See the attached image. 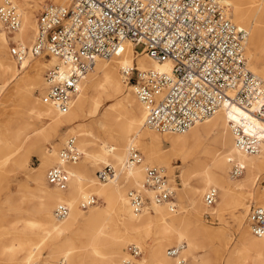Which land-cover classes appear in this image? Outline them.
<instances>
[{"label": "built area", "instance_id": "built-area-1", "mask_svg": "<svg viewBox=\"0 0 264 264\" xmlns=\"http://www.w3.org/2000/svg\"><path fill=\"white\" fill-rule=\"evenodd\" d=\"M229 8L225 0L51 1L37 17L33 43L25 46L10 39L9 53L19 65L30 57L55 59L45 73L44 99L61 113H68L96 60L121 56L130 42L136 55L145 53L159 63L171 64L169 71L141 69L137 64L121 69L124 82L133 87L146 111L145 123L149 128L159 133H183L221 108L238 105L262 126L250 119L231 120L236 147L255 155L264 143V80L249 68L248 32L233 22ZM21 24V12L14 1L0 5V31L13 34ZM138 45L143 48L138 50ZM81 156L75 138H70L60 150V162L47 170L49 184L66 189L70 173L65 165L78 162ZM142 159L140 150L132 146L126 166L133 167ZM244 172V166L234 163L233 176ZM116 174L112 165L97 171L104 182ZM257 182L264 192V175ZM143 187L156 192L157 203H169L171 209H176L174 190L163 167L148 166ZM142 189L132 188L128 192L136 212L147 207L148 198ZM218 195L216 188H210L204 195L206 205H214ZM97 202L93 195L83 207ZM69 211L66 204H59L54 214L63 219ZM247 223L253 234L264 236V205L250 206ZM127 248L135 256L143 252L134 244ZM179 252L176 246L168 249L170 256H178Z\"/></svg>", "mask_w": 264, "mask_h": 264}, {"label": "bare ground", "instance_id": "bare-ground-1", "mask_svg": "<svg viewBox=\"0 0 264 264\" xmlns=\"http://www.w3.org/2000/svg\"><path fill=\"white\" fill-rule=\"evenodd\" d=\"M6 1L7 0H0V4H3ZM12 1L17 4L16 0ZM22 1L23 2L21 5L17 4L21 12L22 24L20 29L14 33L15 35H13V37H11L12 35L10 36V39H16L18 37L16 40H18L20 44L30 46L37 31L36 18L33 14V8L38 5V0H34L33 5L29 0ZM56 1L60 3L67 2V0ZM225 3H227L230 7V18L232 20H237L242 25H249V20L251 19L249 12H257L261 18H264V0H225ZM231 7H233V15L231 13ZM234 20L233 22L236 23ZM256 32V28L251 29V31L248 32V45L246 46L247 59L248 55L250 58L257 59L255 52L261 50V44L258 43V39L255 36ZM249 35L251 36L249 37ZM8 44L9 36L6 32L0 31V78H5L7 74L13 69V66L7 58ZM8 54L10 56V53ZM38 58L46 61L43 63L35 62L32 65L31 69L34 73L30 77L32 79V81L30 80V85L35 87L37 86V88L43 85V95L47 87V82L42 76L41 71L44 67L49 68L53 66L55 64V59L42 57ZM28 62V59L25 60L20 65V70L26 69L28 65H30V62ZM136 64L141 69L154 68L162 71H169L171 68V64L169 62L159 63L156 60L148 57L145 53L136 55L134 53L133 44L129 42L126 43L125 50L121 56L113 57L111 59L98 58L96 60L93 68L83 79L81 91L73 102L68 113H61L58 109L52 106L47 99L39 98L34 101L33 109H31L29 115L34 116L36 119L47 120L49 122V128L51 132H55L58 127L68 122H73L86 117L85 108L89 101H93V109L91 114L92 116H95L97 112L99 113L98 110L101 106L102 96L107 93H119L120 91V82L116 77L118 67H120L121 70L125 66L132 67ZM249 68L252 72L254 70L253 73L264 80V68L261 69L256 64H252L251 67L249 66ZM14 79L15 76L8 77V79L4 81V84L0 86V89L3 86L10 84ZM122 81L124 83L123 75ZM124 85L126 86V84ZM129 87L132 88L133 91V87L131 85H129ZM90 90L93 92V97L87 95L88 91ZM134 102L135 99L130 94L126 95L122 100L119 101V105L122 107V113L120 114L125 116V120L123 121L121 127L122 134L120 144L117 145L109 141H104L101 143V150L98 153H93L88 150L89 135L87 131L81 128L79 132L77 131L78 133L75 132V134L77 133V137L80 138L82 150L88 163L97 165L99 162H103L107 163L106 165H112L109 164V162L110 160H113L118 164L116 166L119 168H116L114 165H112L116 169V176L107 182L105 181L104 184H100L98 182L100 179L98 178L97 173L96 178H87L83 175V173H81V170H88L90 166L88 167L85 165L82 168L81 165L74 163H68L65 165V168L70 173V181L66 189H59L49 184L47 180V173L45 179V166L51 165L55 161L57 162V160L58 163L60 162L59 153L61 149L58 152V158L53 146L52 148L45 150L43 153V163L39 167L35 168L34 171L28 176L36 183V190L39 192L37 210L40 218V225L37 227L42 233H44V237L42 240H40V242H38L39 245L32 249H30V247L28 248L26 254V259L28 260L26 263H41L43 261L54 262L43 259L36 260L37 255L40 254L38 250L46 240L49 242L52 258H56L58 255H63V257H65L58 260H64L63 264H66V260H69V264H105V262H114L117 264L119 257L122 254L123 256L126 254L123 251V248L128 241H126L123 235L118 234L110 236L107 234V232H104L103 228L106 226L105 216L108 210L102 211L100 208H95L89 215L83 212V210L80 208V203L82 202L83 206L84 203L89 202L91 198V192L102 195L105 200L110 203L109 207L114 206L115 203L120 205V211L118 215L119 222L126 234H140L144 230L151 229L154 224L158 225L157 233L159 234L158 237H160L159 239L161 241L152 251L151 262L154 264H182L183 259H180V254L188 255L196 248L199 230L197 223L199 218L202 216L201 213L203 210L201 197L202 195L204 196L210 188H216L218 190L219 197L217 198V201L214 205H206L207 208H209L208 210H211L213 214L221 215L227 208L234 206L235 209H243V212H240L239 214L235 213V219H239L241 215L245 216L246 207L248 206L246 201H249L248 196L252 195L253 191L256 189L258 175L264 173V143L262 144V149L258 154L248 155L243 153L236 147L231 120L243 122L250 119L260 126V123L256 121L254 116L238 105H234L231 108L223 107L211 117L196 123L189 130L183 133H163L168 134L171 140V156L174 155L185 162L192 163L191 167L186 169L184 172L189 173L192 171L196 173L197 171L198 174L200 172L202 189L191 187L188 192L192 205L190 216L188 217L186 215H181L180 213H171V210L174 211L171 209V204L157 203L154 200L156 192L150 188L143 187L146 167L141 165L142 161L139 164H135L133 167L126 166V162L130 156L131 147H136V145L141 142L142 137L144 136L143 129H151L145 123L146 111L142 103L140 101L138 102L143 111V120H141V112L137 111L135 108L136 106L134 107ZM111 106L112 105H110V107ZM203 123H205L207 126L204 128L206 133L215 134L214 143L216 144V147L220 146L222 148L223 153L220 154L214 151L212 148L213 146H210V142L203 139V136L198 128V125ZM26 127L28 128L27 133L24 131ZM228 128L230 129L231 134L228 132ZM38 130L39 129H36V127L31 124L28 119H23L21 126H19L14 132L0 130V154L2 150H8L6 154L4 153V157L7 155V157L4 158V162H7L11 153H17V149L22 148L23 144L25 145L26 143L30 142L25 153L20 156L22 162L21 166L26 167L28 165V157L26 154H28L30 150L36 149L41 142L47 140V134L49 135V132L46 130ZM110 134L111 132L108 133V135ZM190 135L192 136L190 137ZM69 137L75 138L76 145L79 148L80 144L79 141L77 142V138L75 136ZM69 137L66 138L64 144H66L70 139ZM146 152L148 158L147 163H163L168 169H174L171 160H168L166 157L162 156L161 153H159V150L155 149V145H147ZM225 153L231 154V156ZM201 154L204 155L203 160ZM209 157L211 163L208 162ZM228 162H231L232 167L234 163L244 166L245 173L241 179L233 181V178H238L241 175L235 177L232 174L227 178V170L229 167ZM160 167L167 169L164 166ZM122 174L126 175V180L129 178L134 179L136 189L143 188V193L145 197L148 198L147 206L150 205L151 207L152 205L151 208L153 210L150 211L149 208L146 207L143 211L136 212L133 209L128 198L129 191L127 192L126 197L122 191L123 183L121 184L118 181ZM168 181L170 183L169 178ZM237 186L241 187L239 189H245L249 192V195L245 198L244 202L242 200L239 201L235 196ZM259 198L261 201L259 204L262 203V205H264L263 191H261V194H259ZM59 204H66L70 209L69 215L63 219H57L55 214H53L54 207L56 205L58 206ZM165 204H167L169 207ZM189 226L192 227V230H190ZM249 228H241V240L239 247L235 250H237L239 253L243 252L246 254V257L243 259V264H264V236H256L255 234H253V236L251 234L252 231H250ZM79 233L85 234L88 237V243L85 247L88 249V252L86 253L88 254V258L85 257V259L73 254L75 248L72 246V244L74 243V240H76L73 235ZM175 240L178 243L176 248H179L180 252L178 256H171V258L174 257L176 260L174 263V261L165 254V243H171ZM184 240H187L188 245H183ZM185 247L186 249H184ZM128 251L129 250H127V254L130 257H137ZM15 254L10 253L9 255L10 260L15 261L11 264H18L19 260H17ZM93 254L107 255V258L105 260H101L93 257ZM125 257L122 258V260L130 263L131 261L125 259ZM144 262L145 260L142 261V263Z\"/></svg>", "mask_w": 264, "mask_h": 264}, {"label": "rangeland", "instance_id": "rangeland-1", "mask_svg": "<svg viewBox=\"0 0 264 264\" xmlns=\"http://www.w3.org/2000/svg\"><path fill=\"white\" fill-rule=\"evenodd\" d=\"M29 1L32 5L34 4V0ZM51 1L57 2L56 0H38V5L33 8V14L36 18V21L39 13ZM16 2L18 5H21L23 1L16 0ZM231 13L232 15L234 13L233 7H231ZM249 16L251 17V19L249 20V25H242L237 20H233L240 27L245 28L248 32H250L251 29L256 28V31L258 33L256 32L255 36L258 39V43L261 44V50L255 52L257 59L250 58L248 55V61L250 67L252 64H256L259 68L262 69L264 68V18H261L257 12H249ZM7 35L9 36L10 40V36L12 35L11 37H13V35L15 34L13 33ZM250 36L251 35H249V37ZM16 39L12 38L13 41H18ZM142 48L143 45L137 46L138 50H141ZM8 53L9 44L7 47V58L13 66V69L7 74L5 78H0V86L4 84V81L7 80L8 77L15 76V79L10 84L3 86L0 89V130L14 132L18 129L19 126H21L23 119H28V121L33 124L36 129L42 131L46 130L49 132V135L47 134V140L41 142L36 149L30 150L28 154H26L28 157V165L26 167L21 166L22 162L20 156L25 153L26 148L30 142L26 143L25 145L23 144L22 148L17 149V153H11L7 162H4V158L7 157V155L6 157H4V155L8 150H2L0 154V264H11L15 262L14 260H10V253H16L15 256L17 257V260H19L18 264H26V261L28 260L26 259L28 248L30 247V249H32L35 246L39 245L38 242H40V240H42L44 237V233H42L41 230L37 227L40 225V218L37 210V203L39 202V192L36 190V183L28 176L34 171L35 168L39 167L43 163V153L45 152V150H48L53 146L58 158V152L65 145L64 141L66 140V138H68L69 136H75L77 138V142L79 141V148L82 152V156L81 159L74 164L81 165L82 168L85 165L88 167L90 166L88 170H81V173H83V175L87 178H96V172L102 169L107 163L99 162L97 165L88 163L82 150L80 138L77 137V133L81 130V128L87 131L89 135L88 150L93 153H98L101 150V143L104 141H109L117 145L121 143V127L123 121L125 120V116L120 114L122 113V107L119 105L120 100H122L126 95L130 94L135 99L134 107L136 106L135 108L137 109V111L141 112V120H143V111L138 103L139 101L132 91V88H130L129 84H127L126 82L123 83L121 75L122 73L120 67H118L116 77L120 82V91L119 93H107L102 96L101 106L98 110L99 113L97 112L95 116H92L91 112L93 109V101H89L85 108L86 117L73 122H68L58 127L55 132H51L49 128L50 125L47 120L36 119L34 116L29 115L31 109H33L34 101L39 98L44 99L46 95V90L42 95V92L44 90L43 85L41 87L39 86L38 88L37 86L35 87L30 85V80L32 81L30 77L34 73L31 67L35 62L43 63L46 60L38 57H30L28 58L30 62L28 63L30 65H28L26 69L20 70V65L17 64V62L13 58H11ZM47 69L48 67H44L41 71V74L44 78ZM124 84H126V86ZM87 95L91 97L94 96L92 90L88 91ZM110 105L112 106L110 107ZM206 127L207 126L205 123L198 125L203 139L210 142V146H213L212 148L214 151L220 154L223 153L222 148L220 146L216 147V144L214 143L215 134L206 133L204 129ZM24 131L25 133H27L28 128L26 127ZM75 132L77 133L75 134ZM109 132H111L110 135H108ZM228 132L230 133L229 128ZM143 133L144 136L142 137L141 142L136 145L143 156L141 165L146 168L152 165L164 166L167 168V166H165L163 163H147V145H155V149L159 150V153H161L162 156L166 157L168 160H171L174 169H165L166 174L168 173L170 184L174 189L173 197L174 202L176 203V209L174 211L171 210V213H180L181 215H186L189 217L192 205L188 192L191 187L202 189L200 172L199 174L197 171L196 173L192 171H190L189 173L184 172L186 169H189L191 167L192 163L185 162L178 157H175L174 155L171 156L172 144L168 134L158 133L148 128H144ZM191 136L192 135H190V137ZM228 155L231 156V154ZM201 157L203 160L204 155L201 154ZM208 162L211 163L210 157L208 158ZM57 163L58 160L51 165L45 166V179L48 168ZM109 164H112L116 168H119L118 166H116L118 164L113 160H110ZM228 166L227 178L231 176V162H228ZM244 173L238 178L232 177L233 181L241 179V177L244 176ZM123 174L120 176L118 181L121 184L123 183L122 191L127 197V192L132 188H136V185L133 178H129L128 180H126V175ZM263 175L264 173L259 174L258 177H261ZM98 182L100 184L105 183L104 181L100 180H98ZM239 188L241 187H236L235 196L239 201L242 200L244 202L245 198L249 195V192L245 189ZM258 193L261 194V191L260 186H258L257 182L256 189L253 191V194L251 193L252 195L248 196L249 201H246L248 206L246 207L245 216L241 215L239 219H235V213L239 214L240 212H243V209H235L234 206H231L227 208L221 215L213 214L211 210H208L209 208H207L204 201V196L202 195L201 198L203 210L201 213L202 216L199 218V221L197 223L199 227L197 235V246L192 251V253L188 255L182 254V256L180 254V259H183L182 264H243V259L246 257V254L243 252L239 253L235 249L239 247V243L241 240L240 238L242 235L241 228H249V225L247 223V216L250 210V206L252 204H259V202H261ZM90 194L91 196L95 195L98 199V202L96 204L88 206L87 208H84L81 202L80 208L83 210V212L89 215L95 208H100V210L102 211L108 210L105 216L106 226L103 228L104 232H107V234L110 236L118 234L123 235L126 241H128L123 248V251L126 254L124 256L122 254L119 257V259L117 260V264H154L151 262L152 251L161 241L159 239L160 237H158L159 234L157 233L158 225L154 224L151 229L144 230L140 234H126L119 222L118 215L120 211V205H118V203H115L114 206L109 207L110 203L106 201L102 195L93 192H91ZM56 207L57 205L53 209V214ZM147 207L150 211L153 210L151 208L152 205L151 207L150 205H148ZM189 227L190 230H192V227ZM249 230L251 231L250 228ZM80 233L73 235V237H75L76 239L72 244V246L75 248L73 254L85 259V257L88 258V254H86L88 252V249L85 248L88 243V237L85 234ZM251 234L253 235L252 232ZM131 244H134L142 249L143 252L140 256L130 257L127 254V247ZM177 244L178 243L176 242V240L171 243H165V254L167 257L172 259L174 263L176 260L174 257L171 258V256L168 255V249L177 246ZM183 245H188L187 240L183 241ZM184 249H186V247ZM38 252H40V254L37 255L36 260L43 259L56 262L60 258H65L63 257V255H58V257L56 258H52L49 248V242L46 240L40 246ZM93 257L105 260L107 258V255L93 254ZM124 257L131 262L127 263L125 262V260H122V258ZM143 260H145L144 263H142ZM66 264H69V260H66ZM105 264L115 263L105 262Z\"/></svg>", "mask_w": 264, "mask_h": 264}, {"label": "crops", "instance_id": "crops-1", "mask_svg": "<svg viewBox=\"0 0 264 264\" xmlns=\"http://www.w3.org/2000/svg\"><path fill=\"white\" fill-rule=\"evenodd\" d=\"M97 173V172H96Z\"/></svg>", "mask_w": 264, "mask_h": 264}]
</instances>
